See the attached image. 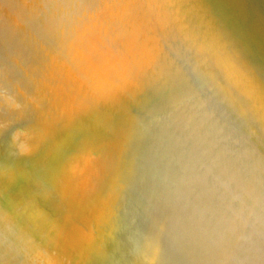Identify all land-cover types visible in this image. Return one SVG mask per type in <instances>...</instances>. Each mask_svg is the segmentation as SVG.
Returning <instances> with one entry per match:
<instances>
[{
    "label": "bare ground",
    "instance_id": "bare-ground-1",
    "mask_svg": "<svg viewBox=\"0 0 264 264\" xmlns=\"http://www.w3.org/2000/svg\"><path fill=\"white\" fill-rule=\"evenodd\" d=\"M10 42L62 103L102 92L131 104L127 118L143 104L187 208L175 238L211 264H264V0H0V45Z\"/></svg>",
    "mask_w": 264,
    "mask_h": 264
},
{
    "label": "rangeland",
    "instance_id": "rangeland-1",
    "mask_svg": "<svg viewBox=\"0 0 264 264\" xmlns=\"http://www.w3.org/2000/svg\"><path fill=\"white\" fill-rule=\"evenodd\" d=\"M12 46L0 45V165H12L11 189L25 190V198L44 213L45 235L53 240L61 264H211L208 251L202 254L185 236L175 238L188 219L187 208L175 199L167 176L172 165L161 140L152 137L155 122L145 106L127 118L122 114L130 115L131 104L101 102L102 92L94 101L87 93L84 101L62 103L25 66L19 45ZM60 111L69 113L70 123L63 125ZM16 133L26 134L20 139L33 145L31 155H11ZM91 153L98 158L89 163ZM158 198L162 202L155 207Z\"/></svg>",
    "mask_w": 264,
    "mask_h": 264
},
{
    "label": "clouds",
    "instance_id": "clouds-1",
    "mask_svg": "<svg viewBox=\"0 0 264 264\" xmlns=\"http://www.w3.org/2000/svg\"><path fill=\"white\" fill-rule=\"evenodd\" d=\"M22 135L26 134L13 137L14 157H26L34 151L27 139H20ZM97 158V153H91L87 162ZM13 178V170L0 165V264H61L53 240L45 235L44 213L31 198L16 201L6 195L4 181Z\"/></svg>",
    "mask_w": 264,
    "mask_h": 264
},
{
    "label": "water",
    "instance_id": "water-1",
    "mask_svg": "<svg viewBox=\"0 0 264 264\" xmlns=\"http://www.w3.org/2000/svg\"><path fill=\"white\" fill-rule=\"evenodd\" d=\"M10 32H13V30H11ZM24 62V61H23ZM196 264V263H195Z\"/></svg>",
    "mask_w": 264,
    "mask_h": 264
}]
</instances>
